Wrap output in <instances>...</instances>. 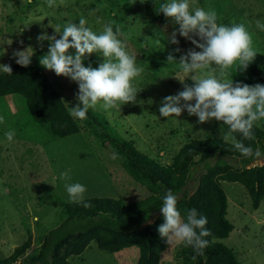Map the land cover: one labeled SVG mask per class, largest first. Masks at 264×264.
I'll list each match as a JSON object with an SVG mask.
<instances>
[{"label": "rangeland", "instance_id": "rangeland-1", "mask_svg": "<svg viewBox=\"0 0 264 264\" xmlns=\"http://www.w3.org/2000/svg\"><path fill=\"white\" fill-rule=\"evenodd\" d=\"M164 2L167 0H56V7L48 8L47 0H0V64L13 66L16 64L13 51L27 46L33 48L34 54L44 55L48 42L41 44L37 36L42 32L52 35L58 25L62 31L65 24L78 23L83 17L99 33L105 23L114 21V31L118 25L127 51L137 57V66L144 69L133 80L140 91L134 102L111 109L98 104L90 110L105 118L111 129L140 153L160 164H170L187 138L223 140L224 131L214 119L198 123V118L186 111L179 117L160 116L162 99L183 90L181 81L186 83L192 81V75H199L186 76L177 65L166 62L169 53L178 60L194 46L179 34V44L169 43L167 37L178 25L159 12ZM195 6L214 9L217 23H245L253 34L257 51L254 60L264 67V31L255 24L257 20L264 23V0H195ZM97 18L101 23L96 22ZM176 48L180 52H175ZM102 61L99 53H93L84 60V66L91 64L96 68ZM235 67L226 70L228 78H232ZM44 71L65 97L69 110L77 103V84L53 71L45 68ZM219 71L217 68V74ZM0 117H3L0 122V258L11 255L28 239L31 247L23 258L37 253L45 236L60 225L61 204L72 202L65 182L60 179L62 172L68 171L72 183L86 187L84 199L113 198L129 204L149 196L126 173L115 151L102 147L83 120L73 117L79 126L77 135L50 141L29 120L18 96L0 98ZM9 130L15 131L12 141L5 136ZM198 177L194 173L188 185L190 193ZM221 183L228 200L226 217L234 228L220 243L233 251L240 264H264V197L254 209L244 187ZM180 246V243H169L160 264H181ZM138 255L134 247L108 253L92 242L81 255L69 257L68 261L71 264H137Z\"/></svg>", "mask_w": 264, "mask_h": 264}, {"label": "trees", "instance_id": "trees-1", "mask_svg": "<svg viewBox=\"0 0 264 264\" xmlns=\"http://www.w3.org/2000/svg\"><path fill=\"white\" fill-rule=\"evenodd\" d=\"M41 56L40 52L34 54L28 67L14 64L12 74L0 73V98L20 97L29 120L50 141L75 136L79 126L69 114L65 97L39 64ZM231 75L235 82L264 84V67L256 60L243 71L233 68ZM214 121L227 131L226 125ZM83 124L102 147L115 151L126 173L143 186L149 196L129 204L113 198L84 199L89 207H84L83 203H63L62 222L45 236L37 253L23 258L31 247L28 239L11 255L0 258V264H71L68 258L81 255L92 242L108 253L134 247L139 251L137 264H160L169 243L157 231L163 223L159 208L169 189L179 196L177 207L181 215L186 216L189 209H197L200 215L207 217L206 228L211 233L205 237L208 246L203 255H196L193 248L181 244V264H240L233 251L220 243L234 228L226 217L228 200L221 181L244 187L252 207L257 209L264 197V157H244L219 138H187L171 163L163 165L117 135L98 113L89 110ZM253 133L254 140L245 143L264 150V120L257 122ZM236 135L240 139V135ZM194 173L199 177L190 193L188 185Z\"/></svg>", "mask_w": 264, "mask_h": 264}, {"label": "clouds", "instance_id": "clouds-1", "mask_svg": "<svg viewBox=\"0 0 264 264\" xmlns=\"http://www.w3.org/2000/svg\"><path fill=\"white\" fill-rule=\"evenodd\" d=\"M47 7H56V0H47ZM159 12L178 25L167 37L169 43L179 44V34L194 46L180 55L178 60L169 53L166 62L177 65L186 76L199 73L192 75L191 84L181 81L183 90L162 99L160 116L179 117L186 111L189 116H196L198 123L214 119L227 126L222 138L242 156L264 157V150L259 147L254 149L251 144L245 143L254 140L253 128L257 122L264 120V84L234 83L226 71L233 66L243 71L253 62L257 55L253 34L243 22L230 25L217 23L215 10L195 6V0H167L160 4ZM96 22L101 23L100 18ZM113 24L114 21H108L97 33L81 17L78 23L65 24L62 31L58 25L52 35L42 32L37 36L41 44L48 42L47 52L40 57L39 64L78 86L75 94L77 103L69 108L72 117L87 119L89 110L95 109L98 104L111 109L134 102L140 91L133 85V80L144 69L137 66V57L129 54L126 41L120 38L123 35L120 27L117 25L114 31ZM255 24L264 31V23L257 20ZM19 43L23 45V41ZM174 51L180 52V49ZM93 53H99L103 61L96 68L91 64L84 66V60ZM33 54V48L27 46L14 50L12 58L21 67H28ZM217 68L220 69L219 74ZM0 70L12 74L9 64H0ZM2 121L3 117H0ZM236 134L240 135V139ZM5 136L12 141L15 131L9 130ZM60 179L65 182L64 187L72 202L90 206L84 202L87 191L84 185L72 183L68 171L62 172ZM178 199V194L170 189L165 192L159 208L163 223L157 231L166 243H180L193 248L196 255H203V250L208 246L205 237L211 234L206 228L207 217L200 215L195 208L182 216L177 207Z\"/></svg>", "mask_w": 264, "mask_h": 264}]
</instances>
